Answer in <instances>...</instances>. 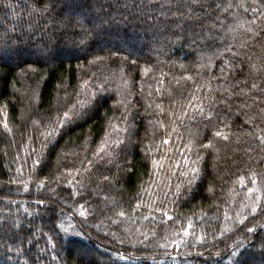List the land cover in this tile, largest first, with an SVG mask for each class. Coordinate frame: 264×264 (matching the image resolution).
<instances>
[{
    "label": "trees",
    "instance_id": "16d2710c",
    "mask_svg": "<svg viewBox=\"0 0 264 264\" xmlns=\"http://www.w3.org/2000/svg\"><path fill=\"white\" fill-rule=\"evenodd\" d=\"M23 54L0 264H235L241 236L264 264V0H0V59Z\"/></svg>",
    "mask_w": 264,
    "mask_h": 264
},
{
    "label": "snow or ice",
    "instance_id": "6c2138e0",
    "mask_svg": "<svg viewBox=\"0 0 264 264\" xmlns=\"http://www.w3.org/2000/svg\"><path fill=\"white\" fill-rule=\"evenodd\" d=\"M217 7H220V5H217ZM229 7H230V5H229ZM47 10H48L47 6H45V7H43V8H35V9H34V11L41 12V13H43V12H45V11H47ZM41 51H42V52H46V51H47L46 46H45L44 49H41ZM201 112H203V109H201ZM65 116H67V113H65ZM215 135H216L217 137H222V133H221L220 131H217V132L215 133ZM223 139H228V137H227V136H223ZM210 146H211L210 143H209V144H204V145H202V147H205V148L210 147ZM36 163H39V161H36ZM194 171H195V170H194ZM104 179H107V177H104ZM40 186H42V185H38V187H40ZM25 188H27V185H25ZM39 203H43V201H39ZM81 208H83V205H81ZM252 211H253V213H255V212H256V207H253V208H252ZM123 214H124L123 212L120 213V215H123ZM79 215L82 216V217H84L85 220H87V218H88L87 215H86V213H85L84 211H81V212L79 213ZM242 222H243V221H242ZM12 227H18V225H16L15 222H13ZM62 230H63L65 233H69L70 231L74 230V226H73V225H69L68 227L63 228ZM82 230H83V229H81V231H82ZM247 232H248V233H251V232H253V229H252V228H247ZM197 239H200V238L197 237ZM246 239H247V236H241V238L237 239V241L235 242V246H234V248H233V252H232V255H233L234 257H238V258L236 259V261H235V264H245V261H244V259H243V257H244V252L241 251V249H243V247H244V241H245ZM261 244H262V247H264V241H262ZM177 247H179V246L177 245Z\"/></svg>",
    "mask_w": 264,
    "mask_h": 264
},
{
    "label": "rangeland",
    "instance_id": "374dc122",
    "mask_svg": "<svg viewBox=\"0 0 264 264\" xmlns=\"http://www.w3.org/2000/svg\"><path fill=\"white\" fill-rule=\"evenodd\" d=\"M21 58L20 59H17L16 61L14 60V61H11L9 58H2V59H0L1 61H0V63H10V64H15V62L16 63H18V62H20L22 59H28V58H31L32 57V55L31 54H23V55H21L20 56ZM253 192L254 191H251V193L253 194ZM186 240H188V233L187 232H184V235H183V237H179L178 238V235H175V236H173V239H172V244H180V243H182V242H184V241H186ZM83 250V249H82ZM85 250V249H84ZM82 252V251H81ZM80 252V253H81ZM89 252V251H88ZM81 255H84V253H81Z\"/></svg>",
    "mask_w": 264,
    "mask_h": 264
}]
</instances>
